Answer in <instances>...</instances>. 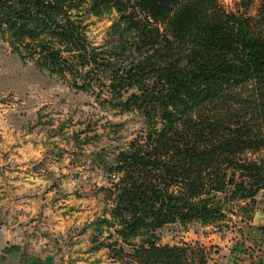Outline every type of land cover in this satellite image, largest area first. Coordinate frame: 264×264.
<instances>
[{"label":"trees","instance_id":"16d2710c","mask_svg":"<svg viewBox=\"0 0 264 264\" xmlns=\"http://www.w3.org/2000/svg\"><path fill=\"white\" fill-rule=\"evenodd\" d=\"M83 10L117 12L102 45L90 43ZM0 37L24 62L144 117L111 159L93 154L110 180L94 223L116 238L93 237L92 250L206 264L204 246L162 244L159 230L252 214L264 190V0H0Z\"/></svg>","mask_w":264,"mask_h":264},{"label":"rangeland","instance_id":"374dc122","mask_svg":"<svg viewBox=\"0 0 264 264\" xmlns=\"http://www.w3.org/2000/svg\"><path fill=\"white\" fill-rule=\"evenodd\" d=\"M221 2L235 9L238 0ZM250 13L255 14L256 8ZM82 15L90 43L102 45L117 12L98 16L83 10ZM144 127V117L138 111L121 112L100 104L94 93L74 86L69 73H51L30 60L24 62L9 42L0 37V184L14 187L13 183L26 180L29 187H51L58 210L75 216L71 231H82L87 223L92 246L93 237L100 243H111L116 238L109 237V228L104 224V231L97 232L94 223L105 206L101 187L109 186L110 180L108 172L94 163L93 154L104 149L107 159H111ZM33 163L36 164L32 166ZM36 165H41V174L37 176L34 171L35 179L27 180V174ZM252 209L247 217L237 208L225 219L208 224L215 229L205 228L197 221L168 225L158 232L160 243L202 245L206 248V264H227L230 253L241 248L245 254L257 255L256 250L260 254L261 249L250 244L249 236L264 234V190L257 194ZM213 233L216 236L207 241L205 238ZM219 235L229 237V242H221ZM134 242L140 243V238ZM130 247L125 245V251H131ZM100 249L107 250L106 264L108 259L111 264H135L125 253L120 258L115 250L106 246L97 250Z\"/></svg>","mask_w":264,"mask_h":264},{"label":"crops","instance_id":"0c3cea01","mask_svg":"<svg viewBox=\"0 0 264 264\" xmlns=\"http://www.w3.org/2000/svg\"><path fill=\"white\" fill-rule=\"evenodd\" d=\"M39 166L27 174V180L35 179L34 171L37 176L41 174ZM29 185L26 180L13 183L14 187L0 184V264H106L107 250L91 249V230L87 223L85 229L73 233L75 216L63 214L64 209L58 210L51 187ZM90 222L88 220V224ZM205 228L215 229V226L206 225ZM214 236L213 233L205 239L210 241ZM218 238L224 244L229 242L227 236L219 235ZM249 241L261 249L260 254L257 250L255 255L237 249L230 253L227 264H264V234H253ZM108 261L111 264L110 259Z\"/></svg>","mask_w":264,"mask_h":264},{"label":"water","instance_id":"95a60500","mask_svg":"<svg viewBox=\"0 0 264 264\" xmlns=\"http://www.w3.org/2000/svg\"><path fill=\"white\" fill-rule=\"evenodd\" d=\"M257 214H259V213H257Z\"/></svg>","mask_w":264,"mask_h":264}]
</instances>
